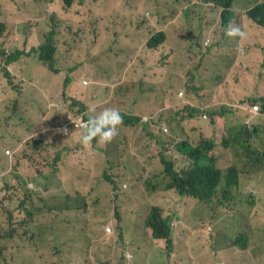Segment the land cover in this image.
Instances as JSON below:
<instances>
[{
	"label": "rangeland",
	"instance_id": "374dc122",
	"mask_svg": "<svg viewBox=\"0 0 264 264\" xmlns=\"http://www.w3.org/2000/svg\"><path fill=\"white\" fill-rule=\"evenodd\" d=\"M17 1L21 14L16 27L6 30L5 46L8 53L22 51L28 55L10 64L13 77L5 78L0 71V200L13 211L22 237H16V242L6 247L4 253L9 258L6 262L1 260L0 264H98L101 261L126 264L128 262L123 259L118 245L115 243V249L110 246V241L118 237L119 225L131 232L135 244L129 249H134L139 243L141 245L135 256V260L142 257L138 264H144L149 255H155L154 264H168L173 252L168 254L164 242L152 239L145 229V222L153 205L161 207L165 216L174 218L175 208L171 204L166 202L167 208L160 206L161 200H157L154 193L144 192L141 185L133 193H126L124 188L120 198L113 199L107 188L98 192L93 188L98 183L85 185L83 182L90 179L92 173L104 174L108 168V164L105 167L103 163L106 158L119 166V178H128L131 186H134V179L156 180L157 173L163 168L160 153L154 151L156 146L167 147L168 143L176 142L179 139L177 134L186 139L187 132L183 128L190 131L192 137L189 140H193L195 145L202 141V136L209 134L208 114L207 120L203 115L206 117L204 120H188L179 127L168 123L183 107L181 103L185 98L186 104L190 103L202 111L227 107L228 118L217 121L222 125L225 123V129L235 127V130L229 137H218L223 146L227 147L238 135L242 136L239 126L245 121L252 129L261 127V132L249 136L244 146L230 145L221 163L247 166L264 159V116L249 113L254 107L250 100H258L260 106H264V28L242 14L246 7L241 0H233L237 14L232 23L240 26L246 34L239 40L242 50L250 48L231 54L223 46H204L208 40L214 42L221 38L219 15L208 7L212 0H168L166 6L169 9L163 11L165 18L161 20L152 4L147 2L137 8L134 0L76 3L69 11L62 9L57 4L58 0H54L52 5L37 4L36 8L35 0ZM255 3L256 0L253 5ZM116 6L129 10L125 22L130 31L124 33L126 41L122 43L107 34V26H113L110 15L99 19L97 28L80 21L93 19V14L106 15ZM188 7L192 10V17L190 12L182 24L191 32L190 45L175 41L168 43V47L166 43L171 57L169 61H161L162 52L148 51L146 40L156 32L168 30L174 20L170 17L173 10L179 17ZM44 9L49 14L57 12L60 20L70 21L74 25L72 34H80L81 44L77 41L70 44L69 54L65 42L64 46L62 44L59 28H55L47 15L29 18L31 11ZM118 14V10L112 13ZM51 31V42L58 49L56 71L43 65L37 53V48L47 41ZM63 33L66 41L71 40L68 28H63ZM32 34L35 36L29 38ZM229 39L232 43L237 42ZM184 54L190 55L188 61H185ZM234 59L236 61H232ZM85 79L89 81L88 85L82 83ZM181 91H185L182 97L179 95ZM105 107L116 108L125 117H139L141 122L138 126L136 123L132 126L121 124L111 142L102 143L99 148L83 147L77 143L76 124L80 123L82 115H92L88 111L90 108L100 111ZM157 117L161 118L160 126L168 130L163 138L168 143L152 144L154 140L150 142L146 131H143L145 126L150 128L149 122L144 121L156 120ZM70 119L75 124L69 131V139L63 144L61 135ZM36 144L41 145L38 150L40 157L38 153L28 152V146L34 148ZM64 149L69 151L64 153L63 160H56L57 153ZM213 152L211 149V154ZM163 155L166 159H173L169 153ZM90 156H96L100 161L89 162ZM84 161L91 166L83 167ZM51 168L65 176L62 184L71 187L70 191L55 187L59 181L54 186L42 184V181H47ZM12 176H17L24 184L20 195L5 189L4 178ZM68 179L71 185L66 182ZM123 182L129 187L126 180ZM249 186L243 187L235 203L225 205L219 201L213 206L201 203L190 207L188 213L176 210L186 243L195 247L180 264H217L220 261L227 264L230 256L220 255L218 248L225 244L234 249V241L244 229L251 227L253 220V197L246 194ZM29 188L36 193H50L27 200L25 207L35 219L25 226L22 222L27 214L19 201ZM65 190L67 192L59 195ZM11 200L15 202L12 204ZM9 210L0 214V222L3 221L0 233L9 229ZM117 213L122 222L118 221ZM258 221L254 225L264 229V210L261 224ZM209 226L213 229L210 234L207 232ZM28 227L40 235L32 238L30 232L26 236L24 232ZM199 245L202 246L201 251H198Z\"/></svg>",
	"mask_w": 264,
	"mask_h": 264
},
{
	"label": "trees",
	"instance_id": "16d2710c",
	"mask_svg": "<svg viewBox=\"0 0 264 264\" xmlns=\"http://www.w3.org/2000/svg\"><path fill=\"white\" fill-rule=\"evenodd\" d=\"M100 0H58V5L62 7V9L69 11L72 9V7L76 3H93L97 4ZM110 2L115 0H108ZM118 2L124 1V0H116ZM136 2L137 8H139L140 5H146L148 3L152 4V6L156 9L157 15L159 16L160 20L164 19L165 16L163 15L164 10H168L166 4L168 3V0H134ZM238 1V0H237ZM56 2V0H55ZM54 0H35V6L36 8L37 4L41 6L46 5H52L55 3ZM148 2V3H147ZM242 4L246 9H244V12L242 13L245 15V17L253 22L258 27L264 28V0H256V3L253 5L254 0H241ZM237 4V2H236ZM253 5L252 7H250ZM235 1L233 0H212V3L208 5L211 12L216 13L219 15L220 21L218 22L220 24V27L222 28L221 31V38H217L214 42H210L209 40L204 43V46L209 48L211 45L219 47L223 46L226 50L229 51L231 54H235L236 50L240 51L242 50L241 43L237 41L236 43L230 42V39L225 36V28L228 26L229 23L233 24L232 21L235 18L236 8H235ZM240 7V6H238ZM5 8L7 12L3 9ZM241 8V7H240ZM20 5L17 0H0V12L2 14V18L0 19V55H2V60L0 61V71L2 70V73L5 78L13 77L9 70L10 64H13L16 62L21 56H23L25 53H22V51L8 53L7 47L5 46V32L7 29H13L16 27L18 21V16L21 14L20 11ZM120 11V14L118 15H112L114 11ZM129 10L120 9L119 6L114 7L108 14L106 15H96L93 14V19L91 20H80L81 23L84 25H89L94 28H97V26L100 24L99 19L103 18L104 16H111L113 26H107L106 31L109 37L117 39L120 43L123 41H126L124 33L130 31L128 23L125 22L126 16L128 14ZM191 8H186L182 14L177 17V13L173 10L172 14L170 15L171 18H174L173 22L169 25L167 31H159L154 34H152L147 40H146V48L148 51L151 52H162V58L161 61H169L171 54L167 50L166 43L169 47L168 43H172L175 41L183 42L188 44V41L190 40V34L191 32L187 30V27L182 24L183 19H188V15L191 12ZM48 19H50L51 22L54 23L55 28L58 27L60 34L62 36V44L64 46V42L66 47L67 54L70 53V44H73L74 41H77L79 44H81V36L79 33L72 34L74 25L66 20H60L58 17L57 12H53L52 14L45 13L44 10H34L29 13V18H37L41 16H46ZM177 17V18H176ZM192 17V12H191ZM190 17V20H191ZM117 20V21H116ZM159 20V22H160ZM217 23V24H218ZM242 25V23H241ZM216 27V25H215ZM63 28H68L71 34V40L66 41V37H64ZM139 26L136 28L138 29ZM51 36H53V31H51L47 35V41L45 43H42L39 48H37L38 57H40L41 62L43 65L53 69L56 71V61H58L57 58V46L54 42H51ZM64 37V38H63ZM230 42V43H229ZM190 45V44H188ZM241 46V47H240ZM165 48L162 51V48ZM176 48H178V43L176 44ZM250 47L243 48L242 51L248 50ZM264 48V47H263ZM185 61H188L187 58H190V55L184 54ZM187 90L190 92V88L188 87ZM185 91L180 92V96H184ZM187 99L185 98V102L181 103L183 107L180 109L179 112H175V115L172 117L168 123L170 125L175 124L179 127V125L182 122L188 121V120H195V119H202L203 115L208 114L210 118V126L207 130L209 134L206 136H202V141L195 145L193 144V140L191 139L190 131L186 128H183L185 132H187V138L182 139L180 134H177V137L179 138L174 143H168L163 138L167 136L166 132L161 127V118L157 117V119H151L144 121V123H148L150 125L149 127H146L143 129V131H146V136L149 141L152 142V144H161V142L168 143L167 147H163L161 145V148L157 147L154 149L155 152H159L161 157L160 161L163 164L162 170L157 173L156 180L153 181V178L148 179L147 181H140V179H134V186H131V181L128 178H119L121 177L119 166L116 165L115 162L111 161L110 158H106V160L103 162L105 167L108 168L104 171V174L97 175L96 173H92L90 176V179L85 180L83 183L85 185H91L94 183H98L97 186L93 188H97V191H105V188H107L108 193L111 195L113 199L120 198L123 189L125 188L126 193H133L137 189H139L140 185L142 186L144 192L152 193L157 190L160 185H163L164 183L169 182L170 184H167L163 187L162 195L156 196L158 197L157 200H161V203L163 204V207H169L168 204H171L173 208H177L181 202V198L178 197L175 193L169 192L168 190H174L172 186L179 188L181 190H187L189 193L176 191L177 194L180 196L195 198L199 202H202L206 205L213 206L216 205L217 202H222L225 205L228 204L229 197L225 195L221 189L212 182V179L215 175V172L210 169L213 168L216 164V156L214 153L217 152L219 147L222 145L218 137H229L232 134V131L235 130V127L231 129L229 127L228 129H225V120L223 121V125L220 121H217V119H221L223 117L228 118V111L227 107H221L217 110H207L202 111L201 109L195 108L192 104L187 103ZM251 106H256L259 104L258 100H250L249 101ZM220 105H217L219 107ZM251 108V107H249ZM263 112H264V106H263ZM121 114V113H120ZM207 116V115H206ZM208 116L206 120L208 119ZM122 117V125L124 126H132L136 123L138 126L141 122V119L139 117H131L129 115H126V117L121 114ZM216 123V124H215ZM213 125V126H212ZM196 126V125H193ZM213 127L210 129V127ZM197 127V126H196ZM167 129V128H166ZM258 130V128H257ZM142 131V130H141ZM168 131V130H167ZM165 132V133H164ZM252 133H249L247 131L246 137H237L234 139L233 143L236 145L239 144H245L248 142L249 136ZM61 135V134H60ZM78 136V135H77ZM63 144H65V141L69 139V136L61 135ZM79 137L77 139V143L79 142ZM181 138V139H180ZM209 138H212L210 140ZM138 140H136L137 142ZM225 140H223V143ZM81 144V143H80ZM102 144V143H101ZM101 144H97L94 140L89 146L99 148ZM151 143L149 145H152ZM82 145V144H81ZM41 147L40 144L34 145V148L32 146H28V152L32 154L38 153L39 148ZM173 153H171V150H173ZM211 149L214 151L211 154ZM68 149H64L57 153L56 160L62 161V157L65 152H68ZM9 153V152H8ZM163 153H169L173 159H166L163 155ZM211 154V156H210ZM41 154L38 153V157H40ZM89 162H94L96 160H99L96 156H90L88 157ZM100 161V160H99ZM87 161H84L83 167H90L91 163ZM187 162L186 167L177 168L175 167V164L177 163H183ZM121 164V163H118ZM33 168V167H32ZM181 169V170H177ZM50 175L46 182L42 181V184H51L54 186V183L56 181H59L55 187L58 188H64L69 189L67 191H70L72 188L68 186H63L62 179L65 178V176H61L60 173H57L53 168L50 170ZM40 172V171H38ZM42 173V172H40ZM63 173V172H62ZM5 184L6 190H9L10 192H13L14 194H19L22 191L23 188V182H21L17 176H12L10 179L8 177H5ZM31 177L28 178V182L30 183ZM123 180H126L129 183V187L123 182ZM153 181V182H152ZM26 182V183H28ZM69 185H71L70 179L66 181ZM78 183H74L73 185H77ZM149 185V187H148ZM172 185V186H171ZM29 192L24 195V197H21L19 203L20 206L24 209V211L27 214V217L23 219L22 224L25 226H29L35 219V217L32 215V212L25 207V203L29 198H35L38 197V195H43L45 193L50 192H43V193H36L30 188L28 189ZM65 191H60L59 195L64 194ZM79 193V192H78ZM39 198V197H38ZM15 201L11 200V203L13 204ZM11 204V205H12ZM7 203H5L2 199L0 200V214L6 213L7 209ZM57 210H59L58 207H56ZM173 209V211L175 210ZM254 212H253V220H251L253 223L257 222V220L263 219V210H264V202L258 203L256 206H254ZM30 217V220L27 218ZM116 217L119 222H122L121 217L116 214ZM145 219V218H144ZM8 225L9 229L6 231V233H0V261L3 260L6 262L8 260V255L4 253V250L7 246L14 244L16 242V237H22L21 231L18 228L17 223L14 221V214L13 211L9 210L8 213ZM172 222V218L170 216H165L163 214V210L161 207L157 205H153L152 209L147 212V218L145 225L151 226L154 230V235L152 234V239L154 240H162L163 238L168 237V227ZM0 225H3V221L0 222ZM144 228V226H142ZM249 229L251 231H249ZM32 233V238H35L40 235L37 231H32L29 227L25 230L24 234L27 236ZM118 234L117 239L114 238L110 241V246L115 249V243L118 245L119 249L122 252L123 259L127 260L128 263L126 264H138L137 262L142 258H138L135 260V256L140 252L141 245L140 243L134 248L129 249V247L132 244H135V242L131 239V232L124 230L122 225H119L116 231ZM182 232V231H181ZM183 235L184 245L180 246L177 250V254L183 255L184 253H189L194 247L186 243V237ZM201 246V245H199ZM234 249L229 247V251L225 252L224 248L219 247L218 251L222 254H227L230 256V264H264V229H261L258 226L248 227L242 231L240 236L237 240L234 241ZM112 251V250H111ZM113 253V251H112ZM187 255L184 256H176L173 255V259L168 264H180L184 263L182 259H184ZM155 255H149L145 258L144 264H154ZM98 264H109L106 261H101Z\"/></svg>",
	"mask_w": 264,
	"mask_h": 264
},
{
	"label": "clouds",
	"instance_id": "9594fccd",
	"mask_svg": "<svg viewBox=\"0 0 264 264\" xmlns=\"http://www.w3.org/2000/svg\"><path fill=\"white\" fill-rule=\"evenodd\" d=\"M3 9L5 10V12H7L5 8ZM245 35L246 34L244 30L238 25L229 23L228 26L225 28V36L228 38H233L239 41L240 39H243ZM27 55L28 53H25L23 56H27ZM0 56L2 60V55ZM262 109L263 106L261 107L260 104H257L256 106L251 108L249 113L253 114V116H264V112ZM88 111L91 112L92 115H89L88 117L85 114L82 115L80 123L78 125L76 124L77 135L80 136L79 142L82 144L83 147L89 146L94 140L96 141L97 144L111 142V140L118 134V128L122 123V117L119 110L113 107H105L100 111H97L95 108H90ZM73 124H75V122L71 121L70 119L68 125L64 127V132H63L64 136L67 137L69 136V131L72 130ZM239 129L241 131L240 134H242V136L238 135L237 137L239 136L246 137L247 131L249 133H252L250 136H254L261 132L260 126H255L252 129L248 125V121H245L244 125L239 126ZM230 145H233L235 147L238 146L234 143L229 144L227 147L221 145L217 150V152L214 153V155L216 156V164L214 165L213 168H210L215 172L212 182L216 184L221 189V191L225 193L227 197H229V199L227 200L230 203L232 202L235 203L236 198L240 196L243 187L250 184L248 190L246 191V194L253 197L251 201V208L253 209V211H255L254 206H256L260 202H264V159L253 161L249 163L246 168L241 164L233 163V162H227L223 164L221 163L220 160L223 158L224 153L226 152L227 148ZM242 146H244V144H242ZM179 166L180 168L186 167L187 162L175 164V167H179ZM177 170L179 171L181 169H177ZM167 184L170 183L167 182L164 183L163 185H160V187H162V191L160 190L159 187L157 190L153 192L154 197L162 195L163 192L165 191L163 190V187L166 186ZM172 188L174 190H168V191L175 193L178 197H180L181 202L179 206L173 211V215H175V217L174 218L171 217L172 222L168 227V237L163 238L162 240L154 239L155 241L164 242V249L168 252V254H171L173 252V254L171 255V260L173 259V255L184 256L177 254L178 248L184 245V240L182 237L183 235L179 228L180 219H178L177 217L178 215L177 211H179V213H188L190 207L202 203L196 200L195 198L180 196L176 192V191H180V192L189 193L187 190H181L174 186H172ZM160 206L163 207V204L161 203ZM253 226L255 225L251 221V227ZM145 229L147 230L148 234H150L151 237L152 234L154 235V230L151 226L147 225L146 227L145 225ZM212 231H213L212 226H209L207 228V232L210 234L212 233ZM249 231L251 230L249 229ZM220 247L224 248L225 252H228L230 246L223 244ZM194 250L195 247L185 255L191 254V252ZM201 250H202V246H198V251ZM220 255L228 256L227 254H222V253H220ZM229 261L230 260H228L227 264H230ZM217 264H226V263L224 261H220Z\"/></svg>",
	"mask_w": 264,
	"mask_h": 264
},
{
	"label": "crops",
	"instance_id": "0c3cea01",
	"mask_svg": "<svg viewBox=\"0 0 264 264\" xmlns=\"http://www.w3.org/2000/svg\"><path fill=\"white\" fill-rule=\"evenodd\" d=\"M33 36H35V34H32L31 36H29V38H31V37H33ZM232 61H236V59H234V60H232ZM12 65L11 66H9V70H10V72H12ZM54 107L55 106H59V105H53ZM245 168L247 167L246 165H243Z\"/></svg>",
	"mask_w": 264,
	"mask_h": 264
},
{
	"label": "built area",
	"instance_id": "2783aa9c",
	"mask_svg": "<svg viewBox=\"0 0 264 264\" xmlns=\"http://www.w3.org/2000/svg\"><path fill=\"white\" fill-rule=\"evenodd\" d=\"M0 60H1V56H0ZM83 84L88 85L89 83H88L87 80H84V81H83ZM204 118H206V117H204ZM164 131L167 132V129L165 128Z\"/></svg>",
	"mask_w": 264,
	"mask_h": 264
}]
</instances>
